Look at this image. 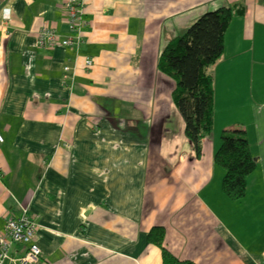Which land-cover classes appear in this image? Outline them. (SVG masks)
<instances>
[{"label":"crops","instance_id":"crops-1","mask_svg":"<svg viewBox=\"0 0 264 264\" xmlns=\"http://www.w3.org/2000/svg\"><path fill=\"white\" fill-rule=\"evenodd\" d=\"M63 3L0 0V228L26 207L37 264H162L154 225L178 259L263 264L264 0H85L78 46L38 45L43 22L68 34ZM219 6L243 12L208 67L213 124L197 156L157 62ZM235 127L256 160L238 199L213 159Z\"/></svg>","mask_w":264,"mask_h":264},{"label":"trees","instance_id":"trees-1","mask_svg":"<svg viewBox=\"0 0 264 264\" xmlns=\"http://www.w3.org/2000/svg\"><path fill=\"white\" fill-rule=\"evenodd\" d=\"M242 12V6H219L205 11L183 33L169 39L158 57V69L175 82L171 97L197 156L201 154L200 141L210 133L213 124L214 88L208 67L222 55L224 33L231 18ZM220 138L213 159L224 169L221 189L230 198L238 199L245 192L246 178L256 160L242 127L224 129ZM148 238L160 248L162 264H196L178 259L163 245V226H152Z\"/></svg>","mask_w":264,"mask_h":264},{"label":"built area","instance_id":"built-area-1","mask_svg":"<svg viewBox=\"0 0 264 264\" xmlns=\"http://www.w3.org/2000/svg\"><path fill=\"white\" fill-rule=\"evenodd\" d=\"M85 0H64L68 34L61 35L52 25L43 22L36 31V43L40 46H78L82 41ZM91 64V59H86ZM69 66H63L66 73ZM3 136L0 133V142ZM38 224L27 215L23 207L19 216L8 215L0 228V264H37L40 258V248L35 241ZM18 250L20 254L18 255ZM264 264V252L262 253Z\"/></svg>","mask_w":264,"mask_h":264}]
</instances>
